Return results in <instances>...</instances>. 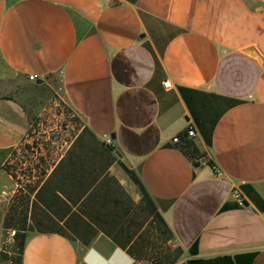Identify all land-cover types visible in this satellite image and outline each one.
Wrapping results in <instances>:
<instances>
[{"label":"crops","instance_id":"obj_1","mask_svg":"<svg viewBox=\"0 0 264 264\" xmlns=\"http://www.w3.org/2000/svg\"><path fill=\"white\" fill-rule=\"evenodd\" d=\"M50 78L96 138L114 133L182 248L174 264H264V0H0V151L28 129L17 93ZM188 127L198 164L172 141ZM21 264L143 263L101 232H32Z\"/></svg>","mask_w":264,"mask_h":264},{"label":"rangeland","instance_id":"obj_2","mask_svg":"<svg viewBox=\"0 0 264 264\" xmlns=\"http://www.w3.org/2000/svg\"><path fill=\"white\" fill-rule=\"evenodd\" d=\"M59 87V81L51 79L49 84L43 83L36 88L30 84L17 93L21 106L27 112L29 125L20 144L0 151L2 251L9 257L16 256L13 239L15 230L4 227L7 217L16 211L19 216L17 218H21L25 212L29 218L35 194L43 185L39 182L50 173L61 157H64V166H67L71 151L77 148L85 168L93 169V173L100 177L99 183H102L108 206L114 207L120 214H124V208L129 207V214L124 218L139 236L138 242L144 253L143 258L136 260L143 264L163 262L164 257L174 254L176 242L166 238L154 218L140 208L139 201L128 199V193L110 171L113 164L119 165L113 149L109 150L108 157L103 147L107 145L91 136L83 120L66 104ZM109 158L114 160L108 166ZM194 161L199 163L200 159L194 158ZM32 232L36 231H30L28 235ZM2 262L10 264L9 260Z\"/></svg>","mask_w":264,"mask_h":264},{"label":"trees","instance_id":"obj_3","mask_svg":"<svg viewBox=\"0 0 264 264\" xmlns=\"http://www.w3.org/2000/svg\"><path fill=\"white\" fill-rule=\"evenodd\" d=\"M87 130L96 139L88 128ZM177 136L180 139L178 144L181 148L191 158H199L200 153L186 131ZM103 147L109 157V150H112L113 146ZM83 148L86 149L85 146ZM80 157L76 148L75 151H71L67 166H64V157L59 160L36 192L29 218L27 212L22 214L21 218H17L19 216L16 215V211L7 217L4 227L15 230L13 239L16 256L9 257L1 251V261L9 260L10 264H21L22 250L28 232L34 230L58 232L71 240L78 239L83 245H89L96 233L101 232L134 259L143 258L141 243L138 242L139 236L131 229V223L124 218L129 214V207L124 208V214H120L114 207L108 206L102 183H99L100 177L93 173V169L87 170ZM113 160V158L108 159V166L113 163ZM117 162L140 191V208L154 218L167 239L174 240L170 228L158 212L137 173L121 161ZM194 163L198 164L196 161ZM128 199L131 200L129 195ZM68 232L75 236H71ZM181 254L182 248L177 245L173 255L164 257L163 262L160 261L157 264H174Z\"/></svg>","mask_w":264,"mask_h":264},{"label":"built area","instance_id":"obj_4","mask_svg":"<svg viewBox=\"0 0 264 264\" xmlns=\"http://www.w3.org/2000/svg\"><path fill=\"white\" fill-rule=\"evenodd\" d=\"M27 78H28L29 81H32V82H36V81L38 80V76H37V75H34V74H30V75H28ZM163 86H164L165 88H169V87H170V81H169V80H165V81L163 82ZM186 133H187V136H188V137H194V136H195V131H194L193 128L188 127V128L186 129ZM172 141L175 142V143H179V142H180V139L178 138V136H174V137L172 138ZM103 143H104L105 145H111V144H112V139L108 136V137L104 138ZM213 171H214V174H215L216 176H218V177H220V176L223 175V171H222L217 165H213ZM234 196H235L236 198L239 197L238 194H235Z\"/></svg>","mask_w":264,"mask_h":264},{"label":"water","instance_id":"obj_5","mask_svg":"<svg viewBox=\"0 0 264 264\" xmlns=\"http://www.w3.org/2000/svg\"><path fill=\"white\" fill-rule=\"evenodd\" d=\"M36 82H37V83H41L42 80H41V79H38ZM110 137H111L112 139H114V138H115L114 133H111ZM241 203H242V205L247 206V202H246V201H242Z\"/></svg>","mask_w":264,"mask_h":264}]
</instances>
